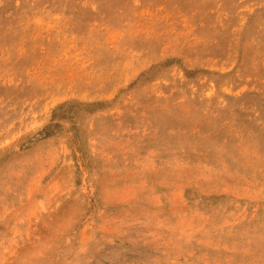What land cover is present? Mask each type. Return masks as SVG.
I'll return each mask as SVG.
<instances>
[{
    "label": "rangeland",
    "instance_id": "374dc122",
    "mask_svg": "<svg viewBox=\"0 0 264 264\" xmlns=\"http://www.w3.org/2000/svg\"><path fill=\"white\" fill-rule=\"evenodd\" d=\"M0 264H264V0H0Z\"/></svg>",
    "mask_w": 264,
    "mask_h": 264
}]
</instances>
